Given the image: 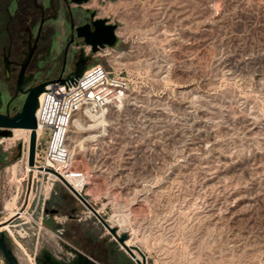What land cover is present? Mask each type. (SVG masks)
I'll return each mask as SVG.
<instances>
[{
  "label": "rangeland",
  "instance_id": "rangeland-1",
  "mask_svg": "<svg viewBox=\"0 0 264 264\" xmlns=\"http://www.w3.org/2000/svg\"><path fill=\"white\" fill-rule=\"evenodd\" d=\"M89 2L118 23L119 38L89 65L125 77L130 92L103 135L73 157L89 174L82 194L147 264H264V0ZM63 51L57 45L61 62ZM72 51L74 61L79 47ZM50 139L45 129L40 163ZM27 144L14 131L0 137V222L19 263L74 246L101 264H137L94 214L41 212L43 201L79 199L27 169Z\"/></svg>",
  "mask_w": 264,
  "mask_h": 264
},
{
  "label": "flooded vegetation",
  "instance_id": "flooded-vegetation-1",
  "mask_svg": "<svg viewBox=\"0 0 264 264\" xmlns=\"http://www.w3.org/2000/svg\"><path fill=\"white\" fill-rule=\"evenodd\" d=\"M78 4L73 0H6L0 5V110L10 115L17 113L15 102L26 94L19 92L10 102L17 89V80L23 69L26 53H34L24 71L30 77L26 89L47 82L45 88L60 75H67L75 68L73 48L82 47L77 28L91 24L89 2ZM95 18H99L98 11ZM63 38V39H62ZM62 39V41H61ZM57 45L64 46L62 62L55 52ZM87 50V49H86ZM8 62L9 74L5 62ZM12 92L7 100L5 94ZM79 199V198H78ZM44 201L41 212L51 216L67 215L69 220H87L93 212L79 201H56L53 205ZM44 218V216H43ZM59 223V222H58ZM60 230V228L55 227ZM64 230V229H62ZM70 255L56 256L46 250L36 253L35 264H101L87 251L72 246ZM6 264V263H5ZM20 264V263H19Z\"/></svg>",
  "mask_w": 264,
  "mask_h": 264
},
{
  "label": "built area",
  "instance_id": "built-area-1",
  "mask_svg": "<svg viewBox=\"0 0 264 264\" xmlns=\"http://www.w3.org/2000/svg\"><path fill=\"white\" fill-rule=\"evenodd\" d=\"M129 92L128 79L114 74L101 63L89 65L83 76L73 84L54 82L48 85L39 98V107L36 111L40 130L37 128V149L45 129L51 131V139L44 162L38 161L37 153L36 168L57 174L54 179L48 176L53 185L61 182L69 188L64 180L71 178L83 180L82 189L79 191L82 194L84 187L89 184V174L86 170L74 167L68 145L71 122L78 115L87 119L91 112L97 110H105V115H109L110 111L121 109ZM69 185L74 187L75 184ZM18 212L17 216H22L25 210ZM1 264H5L4 260Z\"/></svg>",
  "mask_w": 264,
  "mask_h": 264
},
{
  "label": "water",
  "instance_id": "water-1",
  "mask_svg": "<svg viewBox=\"0 0 264 264\" xmlns=\"http://www.w3.org/2000/svg\"><path fill=\"white\" fill-rule=\"evenodd\" d=\"M73 1L78 4L88 2V0ZM88 11L91 13L92 23L77 28V36L79 38H82V47L80 48V53L78 55L77 60L75 61V68L67 75L62 74L57 79H54L51 82H61L70 84L77 82L88 68L89 61L93 58L95 53H97L101 49L113 48L116 46L119 40L117 35L118 23H111L108 18L99 17L96 19V9H88ZM88 46L91 48L90 52H87L86 50V47ZM33 53L34 48H30V50L26 53V58L23 62V69L17 80L16 93L11 97L10 100V102L13 101L19 92L26 94V99L24 101L22 109L14 115H10L9 112H7L6 114L2 113L0 110V137L12 136L13 130L15 128L32 129L28 159V165L31 168L36 167L38 128L36 111L39 107V98L41 94L46 91L45 86L47 84V82H45L38 86L26 89V85L28 84L30 77L25 76L24 71ZM5 65L6 73L8 75L10 69L7 61L5 62ZM17 149L18 154L15 157L16 159L21 157L23 152V145L20 143ZM70 188L73 193L81 201H83L87 205V207L93 212V214L107 227V229H109L112 235L117 239L121 246H123L128 251V253L131 255V257L137 264H147L146 256L140 249V247H138L137 245L129 247L126 244V241L128 239L127 234H119L118 229L107 223L106 219L101 216L99 211L87 200V198L83 194H81L78 190L71 186ZM0 250L2 251L8 264H19L18 258L15 255L11 245L9 244L5 232L3 231H0ZM134 250L139 252V254L142 256V260L139 259Z\"/></svg>",
  "mask_w": 264,
  "mask_h": 264
},
{
  "label": "bare ground",
  "instance_id": "bare-ground-1",
  "mask_svg": "<svg viewBox=\"0 0 264 264\" xmlns=\"http://www.w3.org/2000/svg\"><path fill=\"white\" fill-rule=\"evenodd\" d=\"M91 4H94V3H89L88 5L90 6ZM107 9H108V7H107ZM233 63L234 62H232V64ZM232 66H234V65H232ZM107 120H108V115H105V110H97L96 112H91V114L89 115V117L86 120H85V118L81 117L80 115L76 116L72 120L71 125H70V129H69V135H68V145H69V149H70V152H71V158H73L74 155L82 147H84L86 143L97 141L98 138L103 135V132L106 129ZM13 131H14V135L17 136L18 138H20L21 136H24V138H26V141L28 142V144H27L28 146L27 147H28V150H29V144H30V137H31L32 129L15 128ZM38 131H40L39 128H38ZM27 158L29 159V151L26 154V159ZM30 168L31 167L28 165L27 169L29 170ZM34 170L36 172H40L42 174L48 175L50 179H54L57 176V174H54L52 172L45 171V170H40L39 168H36V167L31 169V171H33V172H34ZM64 183L69 188L71 186V185L69 186V183L70 184L74 183L75 184L74 187L73 186H71V187H73L76 190L80 191L82 189L83 180H81L79 178H71V180H66V181L64 180ZM70 190H71V188H70ZM17 213H19V212H17ZM16 214L14 213L13 215H16ZM113 222H117V224L120 227H122L126 223L125 220H121V219H119V220L116 219ZM5 230L6 231L7 230L10 231V225H5L4 222H0V231H5ZM126 244L129 247H132L134 245V242H132L131 239H129V240L126 241ZM134 251L137 254V256L139 257V259L142 260V256L139 254V252L136 251V250H134ZM30 263L31 264H35L34 261H32Z\"/></svg>",
  "mask_w": 264,
  "mask_h": 264
}]
</instances>
